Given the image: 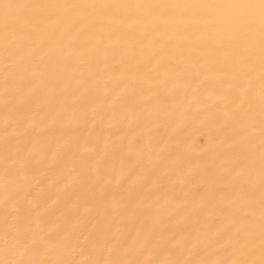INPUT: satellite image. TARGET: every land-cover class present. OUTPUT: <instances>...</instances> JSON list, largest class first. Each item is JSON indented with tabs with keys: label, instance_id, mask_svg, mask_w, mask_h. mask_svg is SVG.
Masks as SVG:
<instances>
[{
	"label": "snow or ice",
	"instance_id": "6c2138e0",
	"mask_svg": "<svg viewBox=\"0 0 264 264\" xmlns=\"http://www.w3.org/2000/svg\"><path fill=\"white\" fill-rule=\"evenodd\" d=\"M0 91V264H264V0H0Z\"/></svg>",
	"mask_w": 264,
	"mask_h": 264
},
{
	"label": "bare ground",
	"instance_id": "6f19581e",
	"mask_svg": "<svg viewBox=\"0 0 264 264\" xmlns=\"http://www.w3.org/2000/svg\"><path fill=\"white\" fill-rule=\"evenodd\" d=\"M0 100H2V91H0ZM200 129L198 128V126L193 125L188 133L189 136V144L193 147L197 146L200 140Z\"/></svg>",
	"mask_w": 264,
	"mask_h": 264
}]
</instances>
